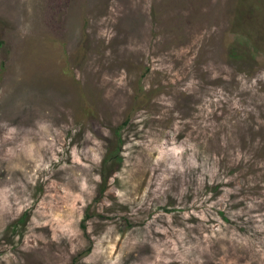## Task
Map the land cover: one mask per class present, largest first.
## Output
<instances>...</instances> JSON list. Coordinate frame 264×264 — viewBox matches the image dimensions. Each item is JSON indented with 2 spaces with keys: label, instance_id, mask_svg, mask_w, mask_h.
Returning a JSON list of instances; mask_svg holds the SVG:
<instances>
[{
  "label": "rangeland",
  "instance_id": "1",
  "mask_svg": "<svg viewBox=\"0 0 264 264\" xmlns=\"http://www.w3.org/2000/svg\"><path fill=\"white\" fill-rule=\"evenodd\" d=\"M65 1L0 0V264H264V0Z\"/></svg>",
  "mask_w": 264,
  "mask_h": 264
},
{
  "label": "bare ground",
  "instance_id": "2",
  "mask_svg": "<svg viewBox=\"0 0 264 264\" xmlns=\"http://www.w3.org/2000/svg\"><path fill=\"white\" fill-rule=\"evenodd\" d=\"M50 1V0H49ZM66 3V1L65 0H52V4L56 7V9H59V8H61V4H65ZM60 6V7H59ZM53 8V7H52ZM61 10V9H60ZM49 23V22H48ZM113 24V23H112ZM63 25V24H62ZM62 25H61V27H62ZM117 27V26H116ZM110 28V27H109ZM112 30H114L113 28H112ZM114 49V48H113ZM124 50V49H123ZM128 50H130V49H128ZM122 51V50H121ZM125 51H126V49H125ZM128 52H130V51H128ZM120 62V61H119ZM114 63V62H113ZM114 79V78H113ZM122 91V90H121ZM127 203V202H126ZM157 263H158V261H157Z\"/></svg>",
  "mask_w": 264,
  "mask_h": 264
},
{
  "label": "trees",
  "instance_id": "3",
  "mask_svg": "<svg viewBox=\"0 0 264 264\" xmlns=\"http://www.w3.org/2000/svg\"><path fill=\"white\" fill-rule=\"evenodd\" d=\"M108 158H109V156L107 155V158H106V160H108Z\"/></svg>",
  "mask_w": 264,
  "mask_h": 264
}]
</instances>
